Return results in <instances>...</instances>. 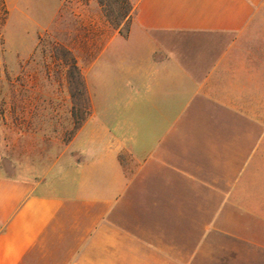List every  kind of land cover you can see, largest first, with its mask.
Segmentation results:
<instances>
[{
  "label": "crops",
  "instance_id": "0c3cea01",
  "mask_svg": "<svg viewBox=\"0 0 264 264\" xmlns=\"http://www.w3.org/2000/svg\"><path fill=\"white\" fill-rule=\"evenodd\" d=\"M131 2L51 167L0 157V264H264V0Z\"/></svg>",
  "mask_w": 264,
  "mask_h": 264
},
{
  "label": "rangeland",
  "instance_id": "374dc122",
  "mask_svg": "<svg viewBox=\"0 0 264 264\" xmlns=\"http://www.w3.org/2000/svg\"><path fill=\"white\" fill-rule=\"evenodd\" d=\"M101 1L0 0V157L7 169H49L86 118L80 123L89 103L75 89L77 70L85 88V66L116 33L125 36L131 21V14L121 17L131 0ZM27 121L42 125L38 145L32 124L22 137L17 124Z\"/></svg>",
  "mask_w": 264,
  "mask_h": 264
},
{
  "label": "trees",
  "instance_id": "16d2710c",
  "mask_svg": "<svg viewBox=\"0 0 264 264\" xmlns=\"http://www.w3.org/2000/svg\"><path fill=\"white\" fill-rule=\"evenodd\" d=\"M123 1H125L127 3V0H123ZM101 4H104L103 1H101ZM127 5H128L127 8L124 9V11L121 13V17L123 19L127 18L131 14L132 4L129 3ZM72 67H73V69L77 70L75 61H73V66ZM75 84H76L75 89H77V91H82V93H84L85 88L83 86V79H82V76H81V74H80V72L78 70H77V73H76V82H75ZM70 93H71V96L73 98L74 97L73 90L70 91ZM87 108H88V106H84V107L82 106L81 115L83 116V118L80 120V123H81V121H83L84 117L86 116ZM74 112H75V109H74ZM74 112H72V117L71 118L75 121L76 118L78 119L79 111H77V109H76V112L75 113Z\"/></svg>",
  "mask_w": 264,
  "mask_h": 264
}]
</instances>
